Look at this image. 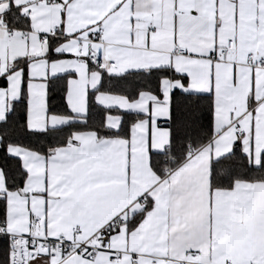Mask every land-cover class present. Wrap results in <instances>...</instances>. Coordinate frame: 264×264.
Segmentation results:
<instances>
[{
  "label": "snow or ice",
  "instance_id": "1",
  "mask_svg": "<svg viewBox=\"0 0 264 264\" xmlns=\"http://www.w3.org/2000/svg\"><path fill=\"white\" fill-rule=\"evenodd\" d=\"M0 264H264V0H0Z\"/></svg>",
  "mask_w": 264,
  "mask_h": 264
}]
</instances>
